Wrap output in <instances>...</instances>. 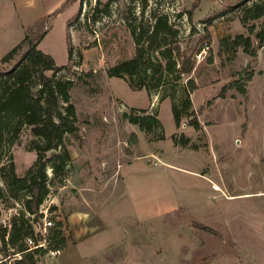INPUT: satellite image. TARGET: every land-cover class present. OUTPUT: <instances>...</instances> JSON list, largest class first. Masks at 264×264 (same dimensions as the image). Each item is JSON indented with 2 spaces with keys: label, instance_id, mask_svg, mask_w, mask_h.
I'll return each mask as SVG.
<instances>
[{
  "label": "rangeland",
  "instance_id": "1",
  "mask_svg": "<svg viewBox=\"0 0 264 264\" xmlns=\"http://www.w3.org/2000/svg\"><path fill=\"white\" fill-rule=\"evenodd\" d=\"M97 1L66 5L39 45L64 65L70 35L71 70L58 75L75 80L79 130L66 135L71 160L65 171L47 169L52 181L41 210L54 225L37 263L264 264V44L252 57L234 43L238 34L251 35V25L260 29L264 17L245 24L244 0H149L145 9L137 0H115L110 15L92 21ZM63 2L0 0V58ZM256 2L262 0L248 5ZM165 14L177 37L153 49L144 38L140 48L157 76L167 70L162 50H172L178 70L162 87L147 77L135 78L132 87L111 76L110 68L137 54L133 28L139 32ZM248 68L252 78L241 81L246 94L226 87ZM190 81L196 87L186 112ZM174 103L183 111L179 124ZM126 114H155L161 126L147 132ZM37 139L25 126L11 146L19 176L37 159ZM9 194L0 200L2 212L18 207ZM53 227L65 239L56 256L49 253Z\"/></svg>",
  "mask_w": 264,
  "mask_h": 264
},
{
  "label": "trees",
  "instance_id": "2",
  "mask_svg": "<svg viewBox=\"0 0 264 264\" xmlns=\"http://www.w3.org/2000/svg\"><path fill=\"white\" fill-rule=\"evenodd\" d=\"M72 1L65 0L58 10L40 19L34 27L32 26L27 30L20 43L0 58V169L2 171L1 176L8 188V190H5L0 183V200L5 201L4 199L10 193V197L16 198L14 200L23 205L20 216L15 215L13 217L9 234L10 244L18 251L25 250L26 246L22 239L31 228L25 219L24 209L32 214H39L40 207L50 192L49 184L52 181L48 177L47 169L51 168L55 175L65 171L71 160V155L65 144L66 135L75 134L79 130L77 108L71 96L75 80L67 76L59 77L58 75L60 71L71 70L70 63L73 48L70 35L68 33L67 36L69 45L68 63L64 65H58L51 54L44 52L39 47L40 42L48 32L50 20L66 5L73 3ZM113 1L115 0H106V2L98 0L96 6L92 9L90 19L96 21L101 15H110ZM137 1L142 3L143 9L149 4V0ZM249 1L251 0H244L239 4V6H244L243 22L245 24L250 20L264 17V0L248 5ZM79 15L80 10L73 17ZM189 17L191 19L193 17L192 10L189 11ZM136 29L137 27L132 30L135 41L139 44L136 56L113 66L109 69V74L124 78L132 87H135L133 81L135 78H140L143 81L145 77L155 80L157 82L155 86L162 87L163 81L169 78V74L178 70L175 59H172V50L160 51L164 59L167 60V70L157 76V70L152 71L151 67L148 66L145 49L140 48V44L144 38L149 43V48L152 49L158 43L167 44V38L177 37L179 29L170 21L168 14L155 15L153 25L144 27L142 30L138 29L139 32ZM249 29L250 34H254L257 45H254L251 35L245 36L244 34H238L234 39V43L242 45L248 54L256 57L258 48L264 44V22L258 30H256L254 24ZM244 71L239 79L234 80L226 87L235 86L240 92L246 94L245 84L241 81L250 80L253 71L249 68ZM181 74L179 70L176 79H179ZM190 86V89L185 86L184 90L185 102L183 108L186 112L191 107L190 93L195 90L196 85L190 81ZM182 112L179 106L174 103L173 115L177 124L180 123ZM126 116L132 123L139 125L142 130L147 132H152L155 127L161 126V121L155 114H126ZM196 122V119H194L192 124ZM25 126L30 127L32 133L38 138L32 144L33 149L37 151V159L25 176H19L16 173V166L12 159L11 146ZM47 153L50 156H47ZM4 157L9 158V163L3 164ZM20 194H23V196ZM51 232L53 233L50 234L49 247L58 248L62 246L65 241L62 237V231L58 230L57 227H53ZM5 234L6 230L2 234L3 237ZM46 252H48V249L25 252L19 260V264H38L37 254H45Z\"/></svg>",
  "mask_w": 264,
  "mask_h": 264
},
{
  "label": "built area",
  "instance_id": "3",
  "mask_svg": "<svg viewBox=\"0 0 264 264\" xmlns=\"http://www.w3.org/2000/svg\"><path fill=\"white\" fill-rule=\"evenodd\" d=\"M17 206L18 207H11L5 212L0 211V264H19V260L25 252H34L38 249H48L47 233L48 229L54 225V222L49 219L48 211L41 210V207V211L37 215L24 209L25 219L31 227L30 231L25 234L22 239L26 246L25 250L18 251L10 244L9 234L13 223V217L16 214H20L19 210H23L22 203L17 202ZM14 212H16V214H14ZM4 230H6L5 238L2 235ZM61 251L62 249L58 247L50 249L49 253L56 256L60 254Z\"/></svg>",
  "mask_w": 264,
  "mask_h": 264
}]
</instances>
